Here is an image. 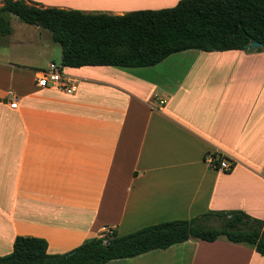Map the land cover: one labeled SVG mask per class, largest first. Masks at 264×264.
Returning <instances> with one entry per match:
<instances>
[{
  "label": "crops",
  "instance_id": "obj_1",
  "mask_svg": "<svg viewBox=\"0 0 264 264\" xmlns=\"http://www.w3.org/2000/svg\"><path fill=\"white\" fill-rule=\"evenodd\" d=\"M26 1L122 16L181 0ZM11 27L0 37L8 49L0 56V256L12 252L17 236L44 239L47 253L64 254L103 229L125 235L209 211L264 220V49L188 50L135 69L64 67L75 86L65 94L36 85L39 71L54 61L33 65L12 53L27 42L39 45L49 37L45 30L23 26L24 35L14 38ZM215 153L232 164L229 172L207 165L205 157ZM106 264H264V258L247 245L191 238Z\"/></svg>",
  "mask_w": 264,
  "mask_h": 264
},
{
  "label": "trees",
  "instance_id": "obj_2",
  "mask_svg": "<svg viewBox=\"0 0 264 264\" xmlns=\"http://www.w3.org/2000/svg\"><path fill=\"white\" fill-rule=\"evenodd\" d=\"M10 16L49 31L53 43L61 47L63 68H146L188 50L248 51L245 47L252 41L262 43L264 49V0H181L172 8L122 16L3 0L2 38L11 34ZM109 230L104 237L85 240L64 254L47 253L44 239L17 236L12 252L0 256V264H106L165 250L191 238L247 245L264 258V220L239 210L209 211L191 220L160 222L125 235Z\"/></svg>",
  "mask_w": 264,
  "mask_h": 264
},
{
  "label": "built area",
  "instance_id": "obj_3",
  "mask_svg": "<svg viewBox=\"0 0 264 264\" xmlns=\"http://www.w3.org/2000/svg\"><path fill=\"white\" fill-rule=\"evenodd\" d=\"M36 85L41 88H55L63 91L65 94H72L75 91L74 81L63 73V67L61 65L55 63H50L44 70L39 71L36 78ZM8 98L11 100L9 107L11 109H16L17 102L12 97L11 93H9ZM205 162L210 168L223 172H229L232 166L229 161L216 153L208 154L205 157ZM109 233V229H103V234L101 236L104 237Z\"/></svg>",
  "mask_w": 264,
  "mask_h": 264
},
{
  "label": "rangeland",
  "instance_id": "obj_4",
  "mask_svg": "<svg viewBox=\"0 0 264 264\" xmlns=\"http://www.w3.org/2000/svg\"><path fill=\"white\" fill-rule=\"evenodd\" d=\"M10 21H11V23L15 29L14 38H18V37L24 35L22 29H20V28H22L23 26H28V25H25L23 22H21L15 16H10ZM45 32L48 34L47 36H49V37L47 39H44L39 45L35 46L34 42H30V44H28V42H27L26 45H17V51L18 52L15 51L12 53H14V54L20 53L21 55H25V57L28 60H30L33 65H44L49 61H54V63H56L57 65H61V61H62L61 47L58 44H55L52 42V40L50 39L51 34L49 31L45 30ZM44 50H49V53H48V56L45 55L42 57L39 54H42V52ZM4 54L5 55L8 54V49L0 46V56L4 55ZM24 80L27 82H30L31 81L30 75L26 74V76L24 77ZM211 226L217 227V224L212 223ZM102 234H103V232H102Z\"/></svg>",
  "mask_w": 264,
  "mask_h": 264
},
{
  "label": "water",
  "instance_id": "obj_5",
  "mask_svg": "<svg viewBox=\"0 0 264 264\" xmlns=\"http://www.w3.org/2000/svg\"><path fill=\"white\" fill-rule=\"evenodd\" d=\"M245 48H246L248 51L253 52V51H256V50H258V49L263 48V45H262V43H260V42H254V41H252V42H251L249 45H247Z\"/></svg>",
  "mask_w": 264,
  "mask_h": 264
}]
</instances>
